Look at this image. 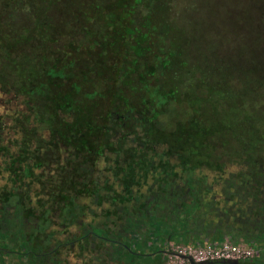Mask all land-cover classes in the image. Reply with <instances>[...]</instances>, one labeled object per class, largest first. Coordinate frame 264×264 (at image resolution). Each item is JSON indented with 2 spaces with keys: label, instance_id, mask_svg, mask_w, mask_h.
<instances>
[{
  "label": "trees",
  "instance_id": "1",
  "mask_svg": "<svg viewBox=\"0 0 264 264\" xmlns=\"http://www.w3.org/2000/svg\"><path fill=\"white\" fill-rule=\"evenodd\" d=\"M163 1L0 0V84L22 95L29 106L42 105L36 121L58 143L78 152L89 146V182L93 162L105 154L116 156L109 171L123 174L122 184L137 182L136 171L150 166L152 155L162 148V154L175 161L173 165L166 161L163 167H177L189 183L194 169L221 174L226 165L238 161L252 189L264 186V153L258 147H264V120L256 118L264 114V67L253 61L247 70L235 60L219 58L206 59L198 68L197 61L189 57L177 61L163 57L160 53L165 54V47L160 41L164 33L157 22L151 26L156 14L149 11H159L160 4L173 7L177 0ZM242 9L235 21L241 26L237 35L241 33L252 44H264V0H242ZM143 22L150 24L146 30L141 27ZM183 49L184 44L174 43L171 57L179 58ZM221 105L228 111H241L238 129L226 117L231 112L224 113ZM126 143L131 146L124 148ZM123 153L126 161L119 167ZM71 172L77 178L86 176L75 168ZM175 178L177 173L166 177L168 182ZM231 184L236 191L229 197L237 195L245 201L248 187ZM73 188L78 194H92L98 204L103 201L99 186ZM199 192L189 187L172 190L184 205L183 193L198 197ZM263 196L264 189L259 198ZM22 197L15 192L4 197L0 217L15 207L25 234L22 242L38 248L35 257L39 264H47L56 256L49 229L56 221L60 228L69 229L79 222L85 208L64 191L58 196L62 202L53 221L54 208L28 209L22 206ZM242 203L232 207L240 209ZM256 204L253 198L251 205ZM152 220L148 221L151 231L158 225ZM181 226L187 227L184 222ZM84 238V234L69 236L66 244L81 247L89 242ZM238 262L264 264V252ZM0 264H8L1 253Z\"/></svg>",
  "mask_w": 264,
  "mask_h": 264
},
{
  "label": "rangeland",
  "instance_id": "2",
  "mask_svg": "<svg viewBox=\"0 0 264 264\" xmlns=\"http://www.w3.org/2000/svg\"><path fill=\"white\" fill-rule=\"evenodd\" d=\"M163 2L161 0V4ZM161 4L159 11L149 13L156 14L151 26L154 27L157 22L159 31L164 33L160 41L165 47V54L160 53L163 57L173 61L189 57L192 61H197L198 68H202L206 59L216 61L219 58L235 60L236 64L247 70L253 61L252 64L264 67V44H252L246 36L241 33L237 35L241 26L235 21L239 10L242 9V0H177L175 5L169 8ZM148 26V22H143L141 27L146 30ZM174 43L184 44V52L179 58H172L170 55ZM255 53L258 56L254 55ZM89 97H92V94H89ZM33 105L29 106L22 95L15 94L14 90L0 84V146L5 145L10 153L15 154L18 152L17 140L29 148L32 142L34 143L35 156H39L44 163L40 173L46 177L45 180L44 177H39L38 180L42 179L44 182L45 190L42 187L38 193L42 195L43 207L47 205L48 209L54 208L55 211L50 213L54 217L53 221H56L57 209L62 202L58 196L64 194V191L75 197L76 205L85 208L79 222L69 229L57 226L59 221L49 229V232L54 234L52 247L56 248V256L47 264H188L187 259L181 260L173 255L179 253L187 254L197 261L209 260L212 257L215 259L221 253L243 261L245 258L253 259L256 254L264 252V196L259 198L264 186L256 185L254 189L251 188L245 175H241L244 173L241 170V162H230L226 165L227 172L221 174L210 169H194L191 183L182 175L173 179L174 182L172 179L168 182L166 175L177 172L178 168L163 167L164 162L169 161L173 165L175 161L162 154V148H158V155L151 157L152 164L142 171H136L140 174L137 185L128 184L130 181L124 185L121 182L123 174L116 175L109 171V166L112 167L116 156L105 154L93 162L94 168L90 172L91 181L101 188L99 198L103 201L98 204L92 194H78L70 187L67 182L69 176H65L64 172L69 162L73 161V148L56 145L53 136L50 140L49 129L36 121L37 115L43 112L42 105ZM220 109L226 114L231 112V115L227 114L226 117L232 125L235 124L236 129L242 125L238 117H242L239 109L228 111V108L222 105ZM234 112L236 114L233 115ZM256 118L262 121L264 114ZM38 126L43 129L41 128L36 136L33 135V141L25 140L29 129L35 130ZM236 129L234 133L238 135ZM239 131H242L241 127ZM253 143L258 144L255 139ZM130 146L131 143H126L124 148ZM261 146L258 144L260 154L264 153V147ZM6 155L10 159L8 153H5ZM5 159L1 160L2 163ZM125 161L126 156L123 153L118 162L119 167H122ZM10 176L9 172L0 176V199L5 190L9 191L13 187L7 183ZM229 177L237 187H248V196L243 203L237 195L232 196L229 201L226 199L222 187L224 179ZM72 180L77 189L83 190L82 180ZM25 182L27 183L26 179ZM21 186L27 193L29 188ZM33 186L36 187L35 184ZM231 186L232 184L228 191ZM187 187L199 189L200 192L198 197L183 193L187 200L184 205L172 190L176 192ZM253 198L257 199L256 207L251 205ZM241 203V211L232 207ZM34 206L35 204L27 205V208ZM16 211L15 207L9 208L3 218L0 217L1 257L8 264H39V259L35 257L38 248L22 242L25 234L19 228V214ZM150 217L160 225L161 233L158 225H154L151 231L148 223ZM2 219L4 223L1 222ZM183 222L187 225L186 228L181 226ZM89 227L92 230L85 233ZM83 234L84 240L89 241L84 246L71 247L66 244L69 236L81 237Z\"/></svg>",
  "mask_w": 264,
  "mask_h": 264
},
{
  "label": "flooded vegetation",
  "instance_id": "3",
  "mask_svg": "<svg viewBox=\"0 0 264 264\" xmlns=\"http://www.w3.org/2000/svg\"><path fill=\"white\" fill-rule=\"evenodd\" d=\"M37 123H39L41 125V123L39 121H37ZM41 128L43 129V127H41V126L36 127L35 130H32V128H30L29 131L27 132L26 136H25V140H27V141L32 140L33 141V137L38 134V132ZM48 133H49L50 140H52V136H53L52 132L48 131ZM50 140H48V142ZM53 142L56 145H62L63 146L62 143H58V138L54 137ZM1 144H3V143H1ZM18 144H19V146H18ZM86 147H87L86 149H88V150H85L84 152H80V151L78 152L76 150H73V153H72L73 161L69 162V164H68L69 166H67V169L65 168L66 171L64 173H65V176H69V179L67 180V182L69 184H72L73 183L72 179L76 178V180L80 179L83 181V183H82L83 184V190L89 189V188L94 190L95 189L94 187H96V185H94V183L92 181L89 182V178L87 177V176H89L88 169H90L91 167H88L89 146L86 145ZM1 148H6V151L2 153ZM17 148H18V152L13 154V153L9 152L8 147H6L5 145L0 146V154H1L0 176H3L5 172L11 173V176L7 179V183H10L13 185V187L11 189L8 188L9 191L5 190L3 192V197L0 199V201L2 202V199L4 197H8L9 193L15 192V193H19V194H21V196H23L22 197L23 201L21 202L22 206L26 205L25 207H27V205L32 206L33 204H35V206L31 207V208H35L37 206V207H39L38 209H42V208L45 209V208H47V205L43 207L42 199H41L42 195H40V193H38V190L40 192L42 187H44L43 189L45 190L44 182H42V181L45 180L46 177L42 173H40L43 171L44 163L39 156H37V155L35 156V146H34L33 142H32V146L29 148V146L28 147L25 146V143L17 140ZM5 153H8V155L10 156V159L7 155L5 156ZM2 159H5V160H3L4 161L3 163L1 161ZM73 168L77 169L78 173L85 174L86 176L84 178H81V177L77 178V175H75V173L71 172L73 170ZM92 169H93V167H92ZM199 170L208 171L206 168H200ZM227 170L228 169L224 168L223 170H221V172L226 173ZM139 171H141V170H139ZM173 173H177V177H180L182 175L185 177L186 181L188 180V178H186V174L182 173L180 169H178L177 172L174 171ZM192 173H193V171H192ZM23 175L25 176L27 183L25 182V179H23ZM40 176H42V179L44 177V179L38 180ZM73 176H75V177H73ZM166 176L168 177L169 175H166ZM138 178H140V174H137V176L135 178V180H137V182H138ZM82 181H80V182H82ZM171 181L169 180V182H171ZM88 182H89V184H88ZM137 182H133V183L137 185ZM229 182H231V177L225 178L224 182H223L224 184L222 187L225 191L226 199L228 201L231 198V197H229V194H231L233 191H235V188H230V190L228 191ZM17 184H19V185H17ZM34 184L36 185V187L33 186ZM123 184L126 185V183H123ZM21 185H24L25 187L29 188L27 193L24 191V189H22ZM73 186H74V183H73L72 187ZM99 189H100V187H99ZM238 198L240 199V202L243 201V198H241V197H238ZM1 202H0V210L2 208ZM212 202H214V201L212 200ZM54 203L56 205L57 201ZM256 206H257V204L254 205V207H256ZM235 209H236V211H239L238 207H235ZM229 211H226V213H230ZM240 211H241V209H240Z\"/></svg>",
  "mask_w": 264,
  "mask_h": 264
},
{
  "label": "water",
  "instance_id": "4",
  "mask_svg": "<svg viewBox=\"0 0 264 264\" xmlns=\"http://www.w3.org/2000/svg\"><path fill=\"white\" fill-rule=\"evenodd\" d=\"M177 256L178 258L182 259H187L188 264H210L212 261H201V262H196L194 261L193 258L188 256L187 254H173ZM222 264H240L238 260L235 259H230V260H225L221 262Z\"/></svg>",
  "mask_w": 264,
  "mask_h": 264
},
{
  "label": "built area",
  "instance_id": "5",
  "mask_svg": "<svg viewBox=\"0 0 264 264\" xmlns=\"http://www.w3.org/2000/svg\"><path fill=\"white\" fill-rule=\"evenodd\" d=\"M235 248H233V250H234ZM180 254V253H179ZM183 254V253H182ZM189 256V255H188ZM191 257V256H190ZM191 258H193V257H191ZM194 259V258H193ZM230 259H235V260H237L236 258H235V256H232V257H226V256H224L223 255V253H221V255H218V257L217 258H211V259H206V260H199V261H197V260H195L194 259V261H196V262H201V261H220V260H222V261H225V260H230ZM246 259H251V258H245L244 260H246ZM239 261V260H238Z\"/></svg>",
  "mask_w": 264,
  "mask_h": 264
}]
</instances>
